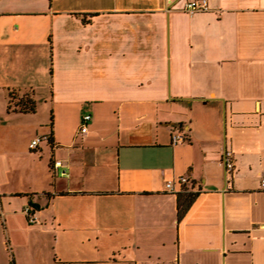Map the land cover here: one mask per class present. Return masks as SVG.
Here are the masks:
<instances>
[{
    "label": "crops",
    "instance_id": "obj_1",
    "mask_svg": "<svg viewBox=\"0 0 264 264\" xmlns=\"http://www.w3.org/2000/svg\"><path fill=\"white\" fill-rule=\"evenodd\" d=\"M185 1L0 0V264H264V0Z\"/></svg>",
    "mask_w": 264,
    "mask_h": 264
},
{
    "label": "built area",
    "instance_id": "obj_2",
    "mask_svg": "<svg viewBox=\"0 0 264 264\" xmlns=\"http://www.w3.org/2000/svg\"><path fill=\"white\" fill-rule=\"evenodd\" d=\"M182 9L190 14L207 11L210 9L209 0H186L182 5ZM92 120V115L89 113L83 114L81 118L80 132L86 133L89 129V123ZM186 135L182 132L175 133L173 135V143L177 144L183 141ZM42 141L41 137H37L32 140L31 147L35 148ZM224 165L226 168V174L229 177L234 173L235 170V159L234 154L231 150H226L223 157ZM62 165V161L57 160L54 162V166L58 167ZM65 173V171H64ZM180 185H179V184ZM262 184L264 186V175L262 177ZM179 187V188H178ZM165 190L168 192H183V191H197L191 185V179L188 176H182L178 180L169 179L165 183ZM25 213L32 223L38 222L37 216L34 214V209L31 205L25 207Z\"/></svg>",
    "mask_w": 264,
    "mask_h": 264
},
{
    "label": "trees",
    "instance_id": "obj_3",
    "mask_svg": "<svg viewBox=\"0 0 264 264\" xmlns=\"http://www.w3.org/2000/svg\"><path fill=\"white\" fill-rule=\"evenodd\" d=\"M9 110H20L24 112H35L36 110V99L30 93H25L17 95L16 91L10 93V103ZM50 141H51V137ZM198 191H183L179 194V205H178V219H181L196 197L198 196Z\"/></svg>",
    "mask_w": 264,
    "mask_h": 264
},
{
    "label": "rangeland",
    "instance_id": "obj_4",
    "mask_svg": "<svg viewBox=\"0 0 264 264\" xmlns=\"http://www.w3.org/2000/svg\"><path fill=\"white\" fill-rule=\"evenodd\" d=\"M17 95H21L22 93L20 91H16Z\"/></svg>",
    "mask_w": 264,
    "mask_h": 264
}]
</instances>
